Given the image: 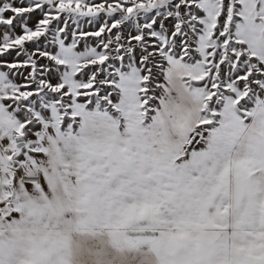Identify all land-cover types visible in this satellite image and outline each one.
Instances as JSON below:
<instances>
[{"label":"snow or ice","instance_id":"snow-or-ice-1","mask_svg":"<svg viewBox=\"0 0 264 264\" xmlns=\"http://www.w3.org/2000/svg\"><path fill=\"white\" fill-rule=\"evenodd\" d=\"M99 228L146 242L118 264H264V0H0V264Z\"/></svg>","mask_w":264,"mask_h":264},{"label":"crops","instance_id":"crops-1","mask_svg":"<svg viewBox=\"0 0 264 264\" xmlns=\"http://www.w3.org/2000/svg\"><path fill=\"white\" fill-rule=\"evenodd\" d=\"M96 231L102 233L100 237L102 243H100L99 247L91 251L89 264H113L114 261L118 264L120 259L132 261L136 256L137 248H140L146 243L145 241L130 239L126 243L115 244L107 236V229L99 228ZM176 239L179 240V237H176ZM175 251L176 249L174 247H169L167 245H162L159 248L153 249L155 264H164L165 259L173 255Z\"/></svg>","mask_w":264,"mask_h":264},{"label":"bare ground","instance_id":"bare-ground-1","mask_svg":"<svg viewBox=\"0 0 264 264\" xmlns=\"http://www.w3.org/2000/svg\"><path fill=\"white\" fill-rule=\"evenodd\" d=\"M137 241V240H136Z\"/></svg>","mask_w":264,"mask_h":264}]
</instances>
